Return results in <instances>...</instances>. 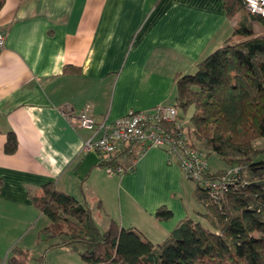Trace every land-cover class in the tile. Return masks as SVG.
Returning a JSON list of instances; mask_svg holds the SVG:
<instances>
[{"label": "crops", "instance_id": "crops-1", "mask_svg": "<svg viewBox=\"0 0 264 264\" xmlns=\"http://www.w3.org/2000/svg\"><path fill=\"white\" fill-rule=\"evenodd\" d=\"M238 22L225 16L223 0H3L0 247L11 251L34 229L43 215L30 195L48 183L85 202L100 230L113 220L155 245L183 220H200L194 184L162 149L120 154L116 165L132 170L107 175L97 153L82 152L91 132L74 129L67 115L88 107L110 123L174 107L176 78L231 38ZM8 133L17 141L12 155L4 153ZM162 207L171 219L155 217Z\"/></svg>", "mask_w": 264, "mask_h": 264}, {"label": "trees", "instance_id": "trees-1", "mask_svg": "<svg viewBox=\"0 0 264 264\" xmlns=\"http://www.w3.org/2000/svg\"><path fill=\"white\" fill-rule=\"evenodd\" d=\"M223 9L231 20L244 6L241 0H223ZM252 21L264 29V18L247 13L231 38L196 65L194 74L175 81L174 107L183 113L192 109L188 124L194 139L226 168L239 169L233 186L215 199L195 187L194 199L204 210L200 220H183L155 245L113 220L100 230L85 202L48 183L40 195H30L33 208L49 220L38 231V243L53 241L46 250L75 252L80 264H264V160L258 158L264 150L254 147L264 139V34H253ZM234 37L244 39L235 42ZM183 119L178 112V120ZM16 149V138L8 133L4 153L12 155ZM155 217L169 220L172 213L162 207ZM10 254L6 264L29 259L18 247Z\"/></svg>", "mask_w": 264, "mask_h": 264}, {"label": "built area", "instance_id": "built-area-1", "mask_svg": "<svg viewBox=\"0 0 264 264\" xmlns=\"http://www.w3.org/2000/svg\"><path fill=\"white\" fill-rule=\"evenodd\" d=\"M245 11L256 18H264V0H241ZM3 37L0 35V48ZM67 118L74 129L91 132L83 142L82 152L97 153L107 175L130 172L127 168L111 162L121 155L133 154L134 148L142 155L146 149H162L173 160L194 186L217 198L234 184L239 169L229 167L219 176H209L207 155L189 141L187 124L178 120L175 107L162 106L148 111H130L127 115L110 123L97 122L89 113L88 107L79 114ZM170 124V125H169Z\"/></svg>", "mask_w": 264, "mask_h": 264}, {"label": "rangeland", "instance_id": "rangeland-1", "mask_svg": "<svg viewBox=\"0 0 264 264\" xmlns=\"http://www.w3.org/2000/svg\"><path fill=\"white\" fill-rule=\"evenodd\" d=\"M246 11L244 9L239 10L234 14L233 18L235 21H241L246 18ZM250 26L252 28L253 34L254 35H262L264 34V29L263 27L256 21L250 22ZM244 38L241 37H234L232 41H240L243 40ZM196 71V68H194L188 75L194 74ZM177 112L180 113L181 116L184 117L183 121L186 122L187 126V133H188V138L189 141L192 142L197 148L201 149L203 152L206 153L207 155V164L210 169V171L216 172L222 169H228L226 168L225 163L214 153L209 152L207 149H205L199 142H197L193 135H192V128L189 123V118L190 114L192 112V109H189L187 112L183 113L177 110ZM254 147L257 149H263L264 150V139H260L254 142ZM259 159L264 160V152L259 155ZM190 181V180H189ZM191 182V181H190ZM193 185V183L191 182ZM204 211V210H203ZM202 225L206 227V223L201 220ZM49 224V220L46 217H41L39 220L35 221L34 224V229L30 231L29 235L26 237L22 238V240L19 242L17 246H20V248L23 246L24 249L28 252V261L26 264H80V257L77 253L71 252L67 249L64 248H56L53 250H46L48 245L53 243V241H40L39 243H33L32 241V234L35 232L37 229H40L44 225ZM8 225V224H7ZM6 224L2 223L1 228L4 230ZM100 229H102V225L99 224ZM11 228V226H9ZM6 230H10V228ZM3 232V231H2ZM14 231H11L10 233L13 235ZM15 237V236H14ZM16 239V238H15ZM19 248V247H18ZM10 251L6 247H0V264H6V261L8 257L10 256ZM40 257L41 260L39 259Z\"/></svg>", "mask_w": 264, "mask_h": 264}]
</instances>
